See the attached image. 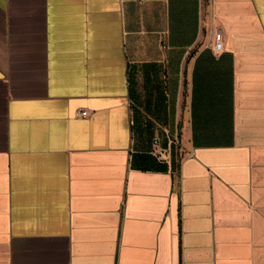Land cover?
I'll return each mask as SVG.
<instances>
[{
    "label": "crops",
    "instance_id": "crops-1",
    "mask_svg": "<svg viewBox=\"0 0 264 264\" xmlns=\"http://www.w3.org/2000/svg\"><path fill=\"white\" fill-rule=\"evenodd\" d=\"M0 264H264V0H0Z\"/></svg>",
    "mask_w": 264,
    "mask_h": 264
},
{
    "label": "built area",
    "instance_id": "built-area-1",
    "mask_svg": "<svg viewBox=\"0 0 264 264\" xmlns=\"http://www.w3.org/2000/svg\"><path fill=\"white\" fill-rule=\"evenodd\" d=\"M208 47L216 55H219V54L224 52L223 34H222L220 29L212 31V41L208 45ZM77 116L78 117H82V118L87 117L88 116V112H86V111L79 112L77 114ZM157 143H158V140L156 139L154 141V150H153V152H154V154L156 156H158V158L163 160L165 158V156H166V152L164 150H162V149H159Z\"/></svg>",
    "mask_w": 264,
    "mask_h": 264
}]
</instances>
